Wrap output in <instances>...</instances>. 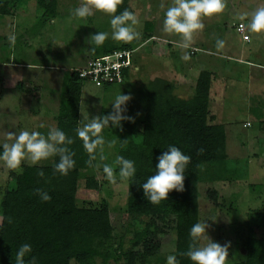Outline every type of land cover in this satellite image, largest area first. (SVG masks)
I'll return each mask as SVG.
<instances>
[{
    "label": "trees",
    "instance_id": "obj_1",
    "mask_svg": "<svg viewBox=\"0 0 264 264\" xmlns=\"http://www.w3.org/2000/svg\"><path fill=\"white\" fill-rule=\"evenodd\" d=\"M17 2L18 0H0V15L10 14V7H14ZM124 9L134 13L129 0H122L117 14ZM37 10L42 19L52 20L58 15V0H37ZM152 25L151 22L146 23L147 30L139 38L140 43L151 37L148 29H152ZM135 41L122 42L112 49H132ZM130 68L125 70V80L120 84L128 81ZM80 69L65 71L56 116L57 128L73 138L74 142L69 148L75 153V166L67 175H60L53 168V164L59 160L58 156H54L46 163L33 166L26 164L23 174L16 175L15 188L4 194L3 219L0 225V264H14L15 250L23 243L31 244V255L37 257V264H111L110 261L114 258L113 254L104 249L114 235L112 209L107 203L79 204L77 200L78 181L83 170L96 168L99 161L98 155L97 160L89 164V156L75 132L80 126V107L86 84L79 76ZM211 82V73L202 70L196 81L195 94L190 98H183L175 93L174 82L155 78L141 90L144 100L140 104V113L133 120L124 121L122 128L118 127V155L134 161L136 167L135 176L127 180L126 211L150 218L143 228L121 235L116 254L119 258H125L127 264H149L145 262L146 258L158 255L160 241L157 230L161 227L152 228L153 222L157 220L171 221L174 224L171 227L176 232L175 251L178 260L180 264H192L179 253L187 250L189 230L194 223L200 221L198 186L203 177L202 166L204 163H223L227 160L226 127L216 121L213 113ZM111 111L112 108L103 107L100 116ZM132 112L133 109H129L126 115ZM104 129L111 134L113 128ZM169 145L181 148L191 157L185 173L184 190H172L167 200L152 204L145 198L141 184L154 174L159 155ZM201 148L204 149L203 152L199 151ZM41 171L43 176L39 175ZM87 186L96 189L98 184L91 177ZM36 189L48 192L51 199L42 201ZM124 239L128 242L125 243ZM244 248L245 258L229 264H264V236L249 237ZM138 255L143 257L142 262H136Z\"/></svg>",
    "mask_w": 264,
    "mask_h": 264
},
{
    "label": "rangeland",
    "instance_id": "obj_2",
    "mask_svg": "<svg viewBox=\"0 0 264 264\" xmlns=\"http://www.w3.org/2000/svg\"><path fill=\"white\" fill-rule=\"evenodd\" d=\"M132 2L137 10L138 31L140 33L143 31V19L151 14L155 18L157 35L160 32L164 36V46L157 53L166 60L172 55L177 56L175 63L183 62L181 56L185 53L191 59L196 52L200 54L207 48L217 49V39L224 41V47L215 50L218 51L217 56L226 58L230 49L234 48L233 45L240 46L243 42L242 34L237 31L239 22L245 23L246 33L251 37L250 43H244L247 48L251 46L252 50L258 52L259 46L264 44V32L254 33L248 27L251 13L258 7L264 6V0H224L225 7L222 12L202 18L204 27L199 30L201 33L197 32L200 38L195 42L198 45L195 46L196 48L191 46L189 49L176 47L174 42H178L180 37L163 31L164 13L172 4V0H143V4L141 0H132ZM79 3L80 0H58L60 15L50 21L40 17L37 0H29L28 4L21 6L25 13L20 15L15 13L16 6L10 7L12 16H9V21L5 24L0 23V46L3 42L8 44V48L5 47L3 53H0L5 55L7 49H13L12 53H7V56L11 57L12 64L7 63L8 66L0 64V68L11 69V71L0 70V143H12L14 136L10 134H18L24 128L36 131L42 129L43 131L39 132L46 134L49 127H57L55 114L59 107V96L58 92L53 91L55 89L48 85L46 79H48L47 75L52 76L53 70L49 68L58 58L53 54L71 48L70 42H80L85 35L87 30L84 26L85 19L75 21V26H72L70 22L71 10ZM95 15L97 12L90 17L95 19ZM7 35L15 36L14 44L10 43ZM118 43L117 45H120L122 42ZM140 45H142L140 42L134 44L135 47ZM30 64L32 68L29 67ZM37 65L40 68H34L38 67ZM13 69L16 71H12ZM86 84L84 101L80 107V120L83 118V113L89 117L100 116L103 107L112 108L110 102L116 96L114 93L101 94L102 89L97 90L92 84ZM120 92L131 94L127 110L133 109V112L127 116L136 118L135 115L140 112V104L144 100L143 91L140 90L139 85L130 84L120 89L118 93ZM243 126L244 128L242 121L234 126L232 124L228 126L227 160L223 163H204L203 177L198 186L199 219L200 221L207 219L210 225L207 233L211 239L222 245H228L227 264L245 258L244 244L249 237L264 236V131L258 123L250 127L248 125V128ZM117 130L118 127L113 128L111 134L102 132L106 140L104 151L106 158L99 159L96 168L83 170L78 181L77 200L79 204L107 203L109 205L112 209L111 219L115 229L113 238L105 244L104 249L114 256L110 261L111 264H127L125 258H119L116 254L120 237L137 228H143L150 218L142 214L133 215L126 211L128 181L120 180L118 168L115 165L113 167L116 168L114 171L116 181L109 182L105 178L103 165L105 163L112 165L119 152ZM109 141H114L112 148L107 147ZM52 159L53 157H50L38 164ZM26 164L28 163H23L22 167ZM16 175L14 170L8 169L4 162L0 161V225L3 219L4 194L7 190L15 188ZM91 177L97 181L96 189L87 186L88 179ZM153 223V229L161 227L157 230L160 249L157 256L146 258L145 262L166 264V256L173 248H176V232L171 227L174 224L171 221L158 220ZM137 257L136 262H142L143 257L141 255ZM116 258L119 259L115 260Z\"/></svg>",
    "mask_w": 264,
    "mask_h": 264
},
{
    "label": "clouds",
    "instance_id": "obj_3",
    "mask_svg": "<svg viewBox=\"0 0 264 264\" xmlns=\"http://www.w3.org/2000/svg\"><path fill=\"white\" fill-rule=\"evenodd\" d=\"M121 3L122 0H80L78 6L71 10V16L74 19H87L94 12H103L110 17L111 39L116 42L129 43L140 38L141 33L137 28L139 21L135 14L128 9L117 14ZM224 7V0H172V4L167 7L164 13L163 31L180 37L178 42H174L176 47L189 49L194 33L204 27L202 18L220 13ZM248 27L254 33L264 32V6L258 7L251 13ZM107 38L108 33L98 31L86 40L99 47L104 44ZM8 40L14 44L15 36L10 35ZM216 47L222 49L224 41L217 39ZM181 59H189L188 54H183ZM29 67L32 68L31 64ZM130 99L131 94L120 92L110 102L112 111L109 114L89 117L82 112L83 118L75 132L77 137L82 140L83 148L89 156L90 165L97 160L98 155L100 160L106 158L104 156L106 140L102 134L103 129L106 127L122 128V121L134 119L125 115ZM10 135L14 136L12 143H0V161H3L8 169L14 170L18 175L23 174V163L33 166L54 156H58L59 160L53 164V168L60 175H67L75 166L76 161L73 158L75 153L69 148V145L74 142L73 138L67 136L60 128L49 127L46 134L24 128L18 134ZM113 144L114 141H109L107 147L112 148ZM199 151L203 152L204 149L201 148ZM190 161L191 157L185 154L181 148L169 145L167 150L159 155L154 174L148 176L141 184L143 194L148 202L159 204L168 199L170 191H183L185 173ZM113 165L118 168L121 181L130 180L136 174L134 161L122 155H116L112 165L107 163L103 165L105 178L109 182L116 181L114 176L116 168ZM39 175L43 176V171ZM36 193L42 201L51 199L49 193L42 189H36ZM209 227L207 219L194 223L189 230L188 248L179 255L187 257L192 264H227L228 245H222L211 239L207 233ZM32 251L31 244L20 245L15 250L14 264H37V257L31 255ZM26 257H30V259H26ZM166 264H180L174 248L166 256Z\"/></svg>",
    "mask_w": 264,
    "mask_h": 264
},
{
    "label": "crops",
    "instance_id": "obj_4",
    "mask_svg": "<svg viewBox=\"0 0 264 264\" xmlns=\"http://www.w3.org/2000/svg\"><path fill=\"white\" fill-rule=\"evenodd\" d=\"M28 1L29 0H18L15 5V13H19L20 15L25 13V10L22 9L21 6L26 3L28 4ZM141 2L143 4V0H141ZM129 4L133 9L135 16L137 17V10L133 7L132 0H129ZM10 14L0 15L2 16L0 17V23L5 24L8 22L9 16H12ZM58 15H60L59 12ZM95 16V19L94 17H88L87 20L85 19L84 26H86L85 28H87V30L85 35L82 36V40H80V42H70V45H72L71 48H66V51L62 50L61 52L53 54L58 58L55 60L56 63L50 66L49 69L53 70V72H51L52 76L47 75L48 79H46V82L53 89H55L53 91L58 92L59 100L63 85L64 73L66 70L71 68H82L86 65L88 60L100 57L103 55V53L112 49L114 46H117L118 42L111 39L109 15L103 12H97V15ZM148 17V19H143L144 28L141 32V36L142 33L147 30L146 23L151 22L153 24V28L148 29L151 37L140 43L142 45L137 47L134 46L132 48L134 51L132 55V66L129 71L128 81L124 84H116L103 88H97V90L102 89L100 91L101 94L114 93L117 95L120 89L125 88V86L127 87L130 84L139 85L140 90H143L144 85L148 82L155 78H163L175 83V93L178 96L190 98L195 94L196 81L199 73L202 70H207L211 73L212 77L210 88L212 110L215 114L216 121L225 125L226 136L229 128L228 126L231 124L234 126L241 121L243 128V125L249 122L250 125L248 127L258 123L259 125L262 124L261 126L264 129V44L259 46L257 52L252 50L253 48L251 46H248L247 48V45H245L250 43L251 37L249 36V40H244L242 36L243 42L240 44V46L233 45L232 47L234 48L232 50L230 49V51L228 50L229 54L226 56V58L218 57V51H215L217 49L213 47L212 49L207 48L202 50L203 52L200 54L196 52L193 57H191V59H187V61L182 60L183 62L177 61L175 63L174 61L178 59L176 58L177 56L172 55L171 58L166 60L159 56V53H157V51H159L164 46V36H162L160 32L157 35L156 32L158 30L154 22L155 18L151 14L150 16L148 15ZM54 19L50 21H53ZM77 20L78 19H74L71 16V25L75 26V21ZM70 22H68V24H70ZM98 31L108 33V38L105 40L102 46L96 47L88 43L86 38ZM197 32L193 35L192 44L194 45L191 44L192 47L198 45L195 43L196 40L200 38V35L197 34ZM135 42H141V39H137ZM2 45L0 46V52L4 51L5 47L8 48L7 43L4 44L3 42ZM7 50L9 52L6 51L5 55L0 53V64H4L6 66H8V64H12L11 57H8L7 53H12L13 49L9 48ZM179 53L180 52L177 53L178 56L181 55ZM180 63L183 64L181 65ZM37 66L38 67L34 68H40L39 65ZM1 69L5 71H11V69H4L2 67L0 70ZM12 71H16V69H13ZM49 73L50 72H48V74ZM53 80H55V82H53ZM86 85L87 84H85V86ZM85 86L83 87L82 101H84V92L86 90ZM3 93L4 92H2V94ZM57 113L55 116H57ZM245 127L248 128L247 126ZM39 131L43 130L40 129ZM227 141L228 137L226 144Z\"/></svg>",
    "mask_w": 264,
    "mask_h": 264
},
{
    "label": "built area",
    "instance_id": "obj_5",
    "mask_svg": "<svg viewBox=\"0 0 264 264\" xmlns=\"http://www.w3.org/2000/svg\"><path fill=\"white\" fill-rule=\"evenodd\" d=\"M237 31L242 34L244 40L250 37L246 33V25L239 22ZM133 49L116 48L103 53L102 56L88 60L80 69L79 76L86 83L101 88L108 85L120 84L125 80V70L132 66ZM245 126L250 123H245Z\"/></svg>",
    "mask_w": 264,
    "mask_h": 264
}]
</instances>
